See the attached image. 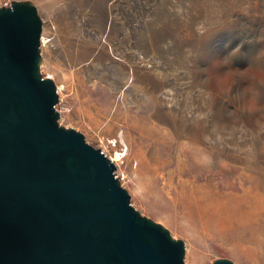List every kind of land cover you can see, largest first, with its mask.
<instances>
[{
	"label": "rangeland",
	"instance_id": "obj_1",
	"mask_svg": "<svg viewBox=\"0 0 264 264\" xmlns=\"http://www.w3.org/2000/svg\"><path fill=\"white\" fill-rule=\"evenodd\" d=\"M12 1L41 19L58 123L184 262L264 264V0Z\"/></svg>",
	"mask_w": 264,
	"mask_h": 264
},
{
	"label": "water",
	"instance_id": "obj_2",
	"mask_svg": "<svg viewBox=\"0 0 264 264\" xmlns=\"http://www.w3.org/2000/svg\"><path fill=\"white\" fill-rule=\"evenodd\" d=\"M40 33L33 5L0 7V264H187L183 241L131 206L113 162L58 123Z\"/></svg>",
	"mask_w": 264,
	"mask_h": 264
},
{
	"label": "built area",
	"instance_id": "obj_3",
	"mask_svg": "<svg viewBox=\"0 0 264 264\" xmlns=\"http://www.w3.org/2000/svg\"><path fill=\"white\" fill-rule=\"evenodd\" d=\"M12 2H14V1H12V0H4V1H0V7H11V5H12ZM58 101H57V103L54 105V109L57 111V113H59V109H58ZM100 151L106 156V157H108L109 159L111 158L106 152H105V150L103 149V148H100ZM111 160V159H110Z\"/></svg>",
	"mask_w": 264,
	"mask_h": 264
},
{
	"label": "bare ground",
	"instance_id": "obj_4",
	"mask_svg": "<svg viewBox=\"0 0 264 264\" xmlns=\"http://www.w3.org/2000/svg\"><path fill=\"white\" fill-rule=\"evenodd\" d=\"M110 159H111V158H110ZM111 161H112V159H111ZM261 186H262V185H261ZM261 186H260V187H261ZM260 191H261V190H260ZM263 192H264V191H263Z\"/></svg>",
	"mask_w": 264,
	"mask_h": 264
}]
</instances>
